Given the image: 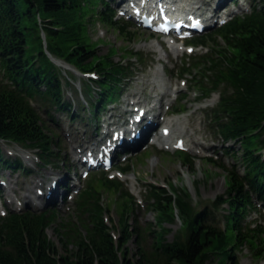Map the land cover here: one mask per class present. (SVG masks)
I'll return each instance as SVG.
<instances>
[{
    "label": "trees",
    "instance_id": "1",
    "mask_svg": "<svg viewBox=\"0 0 264 264\" xmlns=\"http://www.w3.org/2000/svg\"><path fill=\"white\" fill-rule=\"evenodd\" d=\"M96 3L100 8H94ZM260 3L190 38L193 43L209 41L211 47L192 56L195 60L187 67L195 73L186 71V66L179 70L190 73L201 98L217 92L214 104L205 109V120L223 140L240 143L242 171L220 165L226 186L210 200L215 209L223 208L221 226L207 220L208 210L193 205L183 187L167 183L165 188L151 182L143 185L141 201L152 219L138 224L130 217L136 202L122 182L102 173L89 174L74 194L72 216L57 217L49 207L6 209L0 214V264H235L232 251L242 246L264 256V228L244 221L254 208L251 194L264 195V157L259 150L264 146V0ZM104 9H109L105 0H0V141L32 149L36 164L60 158L55 133L31 100L37 99L44 109L75 114L62 90V83L70 82L50 56L79 70L96 71V77L88 79L96 87L95 96L90 100L84 95L90 114L96 116L99 108L118 96L127 60H111L112 46L98 53V40L88 36L83 20L98 19L127 38L133 31L112 20ZM119 48L125 51L124 46ZM83 83L88 88L87 81ZM182 98L172 109L184 108ZM172 155L183 164L191 161L181 150ZM211 159L205 157V161ZM0 167L28 171L18 155H5L1 147ZM118 167L128 170L125 164ZM101 192L108 195L104 204ZM110 206L117 218L107 223L103 213ZM175 219L178 226L166 238V223ZM47 226L58 234L63 252L47 237ZM145 232L150 235L147 245ZM129 238L135 242L131 255L126 245Z\"/></svg>",
    "mask_w": 264,
    "mask_h": 264
},
{
    "label": "rangeland",
    "instance_id": "2",
    "mask_svg": "<svg viewBox=\"0 0 264 264\" xmlns=\"http://www.w3.org/2000/svg\"><path fill=\"white\" fill-rule=\"evenodd\" d=\"M106 1L108 2V6L112 7L114 4L110 0ZM202 1L204 0H185L183 3L186 4V2H189L190 5L196 7L200 6V10L207 13L214 8L217 9V5H219L222 0H208L207 3H202ZM245 2H247L249 6L252 2L256 7L261 5L260 0H235L233 4L228 0L226 8H222V11L225 9H234L235 11L232 13H240L242 10L246 11V9L244 10L243 4ZM94 8H100L99 3H96ZM104 10H106V13L109 11L108 9ZM111 18H113L112 20L115 22H123L127 29L133 31L129 38L118 33L111 25L102 23L98 19L89 18L83 21L88 36L93 40H98V43L95 44V50L98 53H103L109 49L108 47L112 46L116 48V51H113V53L109 55L111 60L121 61L120 58H122V60H127V65L129 66H127L126 76L121 80L117 98L114 101L107 102L104 107L99 108L96 111V117L90 114L85 107L83 97L85 95V97L92 100L93 96H95V85L93 83H88L89 86L87 88L83 83V79L85 78L81 77L83 75L75 73L74 68L64 60L53 57V60L55 59V64L62 68V75L70 82V84H68V82H63V96L71 101L75 114L70 117L69 114L54 110L51 107L44 109L42 103L37 99L31 100V103L38 110L44 124L54 131L58 155L59 158L62 159V162L59 159L60 162L51 160L49 163L36 164L34 161L36 160L35 151L29 148H23L13 142L0 141V147L5 155H18L21 162L28 168V171L20 172L16 169L0 167V179L2 178L5 182L0 183V212L6 209L18 210L16 206L21 205L23 199L27 206H31L30 203L32 200L26 197L25 194H33L35 190L34 187H44L49 183L51 178L56 179L61 177L58 182L68 189L66 197L57 193L55 198L51 202H48L49 204L46 203L43 208L49 207L54 209L57 217H65L68 216V214L72 216L71 211L74 192L84 184L86 181L85 179L91 171L97 170V168L91 169L88 170L84 176L78 175L81 171L79 167L80 162L74 158V151H76L80 143L85 144L88 141H92L95 131L100 132L105 129L102 125L99 126L100 124L104 122H107V124L121 122L123 114H128V110L132 106L131 103L134 99H143V105L145 106L151 104L150 101H152L153 96L161 91L158 86L153 85V80L158 76H162L167 85V94H164L160 100V111L163 113V111L166 110L164 109L166 106L171 108L172 105L177 102V100L173 98L175 94H181L183 96L182 103L186 108L182 113L167 115L164 113V115H158V117H156V124L154 125V128H156L154 132L157 135V132L161 129L163 125L161 120L166 118L173 119L181 116H185L186 118L190 117V123H186V131L181 134L184 139L183 141L188 144L186 149L181 151L190 155V163H180L179 160L172 155L175 149L163 147L160 142L151 143L147 146L138 142L135 147L125 151L129 153L127 157L122 161H115L116 163L125 164L128 171L120 174L112 169L114 168L112 165L107 175L117 177L127 188L128 192L136 198L144 196L142 183L145 181H154L162 185L170 183L173 186L183 187L188 193L193 205L198 207L204 205L205 209L208 210L207 220L220 226L222 222L220 216L223 212V208L215 209L212 207L210 199L214 197L215 194L222 192L226 186L220 165L223 167L234 166V169L237 171H242V162L238 156L240 153V143L229 138L222 141L216 131H214L205 120V114L207 112L204 110L213 105L217 98V93H212L209 97L197 102V97L201 92L199 86L193 82L190 73L182 72L181 75L179 74L181 67H187L190 65L192 59L193 61L195 60V56L192 58L193 55L203 54L205 49L189 42L193 44L190 51L185 50L186 44H184L182 46L183 50L175 54L171 51L169 43L165 42L160 44V39L161 37H165L164 35L149 33L147 29L136 23L125 21V19L119 17L115 9L112 12ZM215 26L216 25H212L207 29L214 28ZM215 37L216 41L222 44L220 37L218 35H215ZM152 41L157 43V46H149L148 44L152 43ZM204 43L207 48L211 47L209 41H205ZM160 45L164 46V48L162 47L163 50L160 49ZM120 46H124L125 51L121 50L119 48ZM130 49L141 56H138L136 59L132 57L128 59L127 57L130 55V52L127 50ZM160 52L163 53V56L160 57L161 59L158 57L160 56ZM58 61L61 62V64H59ZM191 68L192 67H187L184 69L195 73V70ZM64 70L74 75V77H69L67 76L68 74L65 76L64 74L66 73ZM75 75L81 78L78 79ZM167 111L168 109L166 112ZM48 112L51 116H49ZM180 126H182V124L174 125V136L172 139L179 135V133L176 132L180 129ZM194 128H197L198 131L195 132V134H191ZM89 135H92L90 140H83V138H87ZM193 139L200 140L204 144L196 145L192 142ZM222 145L227 148V151L222 149ZM230 150H233L237 156L232 157ZM260 153L263 157L261 150ZM207 156H210L213 160L205 161V157ZM67 167L69 168L68 171L66 170ZM39 181H41L43 185L39 184ZM68 182L72 183V185L68 186ZM251 199L253 201L255 200V207L248 211L244 217V221L250 223L255 222L264 227V213L263 211H261V213L259 212L256 205L257 199L253 194H251ZM100 200L103 204L104 202H108V195L101 192ZM261 200L264 204V196ZM31 208L39 209L41 206ZM103 215L108 223H110V221H116L117 215L113 206H110ZM130 217L141 225L149 223V220L152 219L151 211L144 209V204L141 203H136V205L133 206ZM166 224L169 229L164 233V236L169 238L172 232L176 230L178 221L175 219L173 222ZM45 233L47 237L54 242L57 250L63 252V245L53 227L47 226L45 228ZM149 239L150 235L145 232V245L148 244ZM126 245L130 253L129 255H131L132 251L135 249L134 240L129 238L126 241ZM232 254L235 264H264V256L252 254L248 246L234 249Z\"/></svg>",
    "mask_w": 264,
    "mask_h": 264
},
{
    "label": "bare ground",
    "instance_id": "3",
    "mask_svg": "<svg viewBox=\"0 0 264 264\" xmlns=\"http://www.w3.org/2000/svg\"><path fill=\"white\" fill-rule=\"evenodd\" d=\"M120 1V0H119ZM149 1V0H148ZM183 1L185 0H174L173 3L179 5V6H182V5H185L183 3ZM208 0H204L202 1L207 3ZM129 2V0H126V3ZM198 8V9H197ZM202 8V7H201ZM123 9V12L124 13H132L133 12V9L134 7L133 6H125L122 8ZM200 11L202 12L203 10H200V6L198 7H194V11ZM220 10V9H219ZM232 10H228V12L226 11H223V12H219L217 11L216 8L212 9V11H208L207 13H205L206 15V18L210 19L208 21V24H212L214 22H217L220 18L222 17H225L229 12H231ZM199 12H197L198 14ZM213 18V20H211ZM165 42L166 43H169L170 46H171V51L175 54L179 53V51L182 49L180 47V42L178 41H173V40H170V37H166L165 39ZM149 46H157V43L153 42L152 43H149L148 44ZM159 46V45H158ZM161 46V45H160ZM161 50H163L162 46L160 47ZM166 51V50H165ZM163 56V53L160 52V56H158L159 58ZM161 59V58H160ZM55 60V59H54ZM59 64H61V62L58 61ZM153 85L154 86H158L161 91H159L158 93H156L154 96H153V99L152 101H150L151 104H147L146 106L143 105V102L144 100L142 99H137V100H133L132 101V106L129 108L128 110V115L129 117H133L134 114H137L139 116V120L138 122H132L131 124L133 126H137L141 124V134H144L146 132L149 131V129H151L154 125V122L156 121V117H158V115L160 114H164L166 113V110L163 111V113L160 111L159 107H160V99L163 97L164 94H167V85L166 83L164 82V78L162 76H158L156 77L154 80H153ZM170 102V101H169ZM161 119V117H160ZM163 123V125L161 126V129L162 128H166L167 131H168V135L169 136H173L174 132H173V127L174 125L176 124H182V126H180V129L176 132V133H179L178 136H175V138L172 139H169V140H166L164 141L165 143H163L164 146L168 147V148H174V145H175V142L177 140L178 137H181V134L186 131L185 129L187 128V124L186 123H190V117H185V116H181V117H176V118H173V119H164V120H161ZM117 127H118V130L119 132L122 133V135H124V131H120L121 127L119 124H117ZM117 127H113V129H117ZM160 129V130H161ZM197 128H194V130L191 132V134H195V132H197ZM156 135V134H155ZM156 139L159 141V133L157 132V135H156ZM184 140V139H183ZM193 143H195L196 145L197 144H204L202 143L200 140H194L192 141ZM121 143H123V141H121ZM117 145H113V149L116 147ZM86 148V147H85ZM125 177V176H124ZM126 178V177H125ZM57 179H61L60 178H57ZM47 188L50 190V191H54L56 190L57 188V185L56 184H50V185H47Z\"/></svg>",
    "mask_w": 264,
    "mask_h": 264
}]
</instances>
